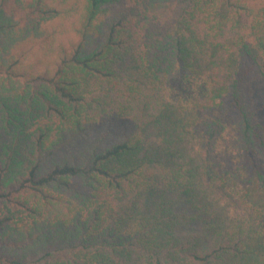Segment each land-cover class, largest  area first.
Listing matches in <instances>:
<instances>
[{
	"label": "trees",
	"instance_id": "16d2710c",
	"mask_svg": "<svg viewBox=\"0 0 264 264\" xmlns=\"http://www.w3.org/2000/svg\"><path fill=\"white\" fill-rule=\"evenodd\" d=\"M260 84L264 0H0V264H264Z\"/></svg>",
	"mask_w": 264,
	"mask_h": 264
},
{
	"label": "rangeland",
	"instance_id": "374dc122",
	"mask_svg": "<svg viewBox=\"0 0 264 264\" xmlns=\"http://www.w3.org/2000/svg\"><path fill=\"white\" fill-rule=\"evenodd\" d=\"M64 26L66 27V22H65ZM194 87H195L194 85L192 87H189L187 92L189 94H196L199 91L198 88L201 87V83L198 84V88L197 89H194ZM261 89H262V85L260 84L255 91H256V99H257V102H258V106L261 108L260 112H262L264 114V108L262 107V105L264 103V94H262L263 91ZM192 90H195L194 93L192 92ZM233 137H234V126L230 125L228 127L226 133H225V138H224V140H223V142H222V144L220 146V150H219L220 153L221 152L222 153L225 152L226 145L231 141V139Z\"/></svg>",
	"mask_w": 264,
	"mask_h": 264
}]
</instances>
